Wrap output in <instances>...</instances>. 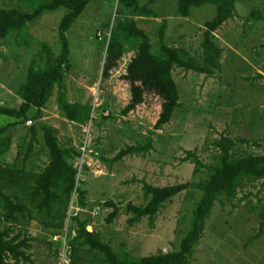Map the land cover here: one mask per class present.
<instances>
[{"label":"rangeland","instance_id":"1","mask_svg":"<svg viewBox=\"0 0 264 264\" xmlns=\"http://www.w3.org/2000/svg\"><path fill=\"white\" fill-rule=\"evenodd\" d=\"M169 1L174 6H155L159 19L137 18L139 26L149 34L154 53L159 50L164 28L167 46L186 49L202 61L205 26L216 17V8L207 5L195 9L192 18L182 19L176 15L177 0ZM38 6L39 2L33 4L32 0H0V8L7 10L32 12ZM66 14V10L47 13L30 24L24 36L17 39L13 35L0 42L1 105L21 108L20 87L44 44L60 55L59 27ZM123 16L118 0H100L67 35L70 56L64 68L68 97L71 103L92 105L89 124L80 126L65 120L59 110L58 93L44 111L43 122L60 130L63 144L83 155L75 165L79 188L87 192V209L79 208L75 195L64 230L69 245L77 236L75 218H80L88 222L89 232L100 234L117 253L139 259L178 251L202 196L198 190L189 189L167 203L155 222L144 218L131 225L133 217L128 215V208L147 205L145 186L166 188L208 180L211 168L220 164L222 153L217 142L223 137L237 143L233 150L236 158L264 156V0H238L235 18L216 32L223 54L215 76L174 69L181 107L160 130L156 125L163 101L155 95H147L145 104L130 115L122 114L132 99L131 87L123 78L135 51L124 56L110 78L103 76L111 32ZM35 114L36 110L31 117ZM10 122L15 120L0 118V126ZM35 125V121L31 125L28 122L26 127L10 132L13 147L5 157L6 164L17 163V155L29 139L28 129ZM150 140V152L114 161L127 148L145 147ZM42 148L37 146L32 160L37 172L47 165ZM116 209L117 217L110 223ZM263 213L264 180L251 181L231 202L221 199L190 264H264V235L258 237ZM30 233L41 242H35L30 251L35 264H57L54 253L59 251L52 243L55 235L51 236L53 247L49 250L42 243L44 228L38 222L32 223ZM90 259L86 255L85 264H90Z\"/></svg>","mask_w":264,"mask_h":264},{"label":"trees","instance_id":"2","mask_svg":"<svg viewBox=\"0 0 264 264\" xmlns=\"http://www.w3.org/2000/svg\"><path fill=\"white\" fill-rule=\"evenodd\" d=\"M36 1L39 6L32 12L0 8V42L13 35L17 39L24 36L27 27L47 13L67 12L59 27L62 43L60 55H55L53 49L44 44L20 87L21 108L16 110L0 104V118L15 120L0 126V264H32L30 251L35 242L41 243L30 233L32 223L38 222L44 230L53 233L66 230L75 195H78L79 208L87 209V192L79 188V170L75 165L76 160L83 157L82 152L63 144L60 130L44 123L43 119L44 111L56 93L59 110L65 120L86 126L92 119L93 107L90 103L69 101L64 67L70 56L68 33L89 7L100 0H32L33 4ZM164 3L174 6L169 0H118V10L125 18L118 20L112 29L103 70V76L110 78L124 56L131 50L136 52L123 78L131 87L132 99L122 114L130 115L145 104L147 95H155L163 101L162 113L156 125L158 130L169 124L175 111L181 107L179 88L173 76L176 67L210 77L221 69L223 49L215 34L235 18L238 0H177L176 15L182 19L192 18L195 9L207 5L216 8V17L205 26L202 61L186 49L167 46L164 28L160 33L159 50L154 53L151 38L139 26L137 18L159 19L155 6ZM34 110L36 114L31 117ZM34 121L37 125L28 129L29 139L17 155V163L6 164L5 157L13 147L10 132ZM37 146H43L41 152L47 159V165L41 172L32 166ZM217 146L222 153L220 164L211 168L208 180L195 185L166 188L147 185L144 188L147 205H130L128 208V215L133 217L131 225L140 223L144 218L155 222L164 206L183 192L189 189L201 192L191 226L178 251L133 259L128 253H117L102 240L100 234L89 232L87 221L75 218L77 236L72 238L73 232L70 235L72 264H85L86 255L91 257L90 264H190L216 203L221 199L231 202L248 183L264 180V156L236 158L233 150L237 143L225 137L217 142ZM151 149L153 142L150 140L145 147L138 145L127 148L114 161H121L135 153H148ZM196 163L199 164V161L196 160ZM115 211L110 223L117 217L118 211ZM263 235L264 213L261 215L258 237ZM48 245L53 247L51 243Z\"/></svg>","mask_w":264,"mask_h":264},{"label":"built area","instance_id":"3","mask_svg":"<svg viewBox=\"0 0 264 264\" xmlns=\"http://www.w3.org/2000/svg\"><path fill=\"white\" fill-rule=\"evenodd\" d=\"M33 122H29L31 125ZM67 241V231L54 237L52 243L55 244L58 254V264H72V248Z\"/></svg>","mask_w":264,"mask_h":264},{"label":"crops","instance_id":"4","mask_svg":"<svg viewBox=\"0 0 264 264\" xmlns=\"http://www.w3.org/2000/svg\"><path fill=\"white\" fill-rule=\"evenodd\" d=\"M61 233H63V231L62 232H58V233H53V232H51V231H47V230H44V238H45V240H42V243L43 244H45L44 246L45 247H47L48 249H49V247L51 248V249H49V250H52V245L51 246H49L48 245V243H51L50 242V240H51V236L52 235H58V234H61ZM54 236V237H55ZM36 238V237H35ZM53 241V240H52ZM52 244V243H51ZM56 254H57V252H56ZM32 255V254H31ZM49 256H50V254H49ZM56 257H57V259H58V254L57 255H55V253H54V258L56 259ZM35 258H33V256H32V264H35V260H34ZM55 261H57L58 262V260H55ZM56 264V263H55ZM58 264V263H57Z\"/></svg>","mask_w":264,"mask_h":264}]
</instances>
